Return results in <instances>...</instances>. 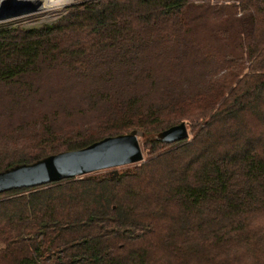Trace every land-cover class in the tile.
<instances>
[{
  "label": "trees",
  "instance_id": "trees-1",
  "mask_svg": "<svg viewBox=\"0 0 264 264\" xmlns=\"http://www.w3.org/2000/svg\"><path fill=\"white\" fill-rule=\"evenodd\" d=\"M183 120L191 136H145L143 161L0 192V264H264V0L0 22V170Z\"/></svg>",
  "mask_w": 264,
  "mask_h": 264
},
{
  "label": "water",
  "instance_id": "water-1",
  "mask_svg": "<svg viewBox=\"0 0 264 264\" xmlns=\"http://www.w3.org/2000/svg\"><path fill=\"white\" fill-rule=\"evenodd\" d=\"M34 0H8L0 5V20L15 18L40 10ZM137 128L106 135L89 144L50 153L31 162L16 163L0 170V192L20 187H32L63 178L93 173L105 168L137 163L143 159ZM163 142H175L189 136L186 121H180L150 134Z\"/></svg>",
  "mask_w": 264,
  "mask_h": 264
},
{
  "label": "rangeland",
  "instance_id": "rangeland-1",
  "mask_svg": "<svg viewBox=\"0 0 264 264\" xmlns=\"http://www.w3.org/2000/svg\"><path fill=\"white\" fill-rule=\"evenodd\" d=\"M75 1L77 2L78 0H68L65 2L66 4L65 3L61 4L60 0H54V1H52L54 4L53 7H50L48 9H40V10L32 11L30 13H27V14H24V15L15 17V18H9V19H5V20H1L0 22H3V21L4 22L9 21L10 22L11 21V22H20V23H23L25 25H35V24H39L42 22H46V21H52L55 18H57L63 12V10L65 9V7L67 5L74 3ZM194 2L200 3L201 1L200 2L194 1ZM230 45H231V42H230ZM230 45L224 44L220 48H216L212 51L215 52V54L217 53L218 56H220L225 52L226 49L224 50V48L225 47L227 48ZM168 67H172V65H168L167 68ZM58 83H59V81H56V78H49L46 81H44V84L46 86L57 85ZM77 119H79V118H77ZM187 127H188V131H189V136H191V131H190V128L188 126V123H187ZM150 134H152V133H149L148 135H146V137L147 136L150 137ZM144 138L145 137L139 136L140 145H141V148L143 151L142 161L146 158V152H147V148L144 147V145H145V143H144L145 139ZM117 167L120 168L121 165L117 166ZM165 256H166V253L164 251H158L157 253L154 254V256L152 258H153L154 262H156V264H161L164 261ZM55 264H62V263L57 262ZM188 264H197V263L195 260L188 259Z\"/></svg>",
  "mask_w": 264,
  "mask_h": 264
},
{
  "label": "bare ground",
  "instance_id": "bare-ground-1",
  "mask_svg": "<svg viewBox=\"0 0 264 264\" xmlns=\"http://www.w3.org/2000/svg\"><path fill=\"white\" fill-rule=\"evenodd\" d=\"M8 0H0V5L5 3ZM36 2H39L41 4V9H48L50 7H53L54 4L52 1L54 0H34ZM64 1V2H63ZM68 0H60L61 4H64ZM57 2V1H56ZM66 4V3H65Z\"/></svg>",
  "mask_w": 264,
  "mask_h": 264
},
{
  "label": "built area",
  "instance_id": "built-area-1",
  "mask_svg": "<svg viewBox=\"0 0 264 264\" xmlns=\"http://www.w3.org/2000/svg\"><path fill=\"white\" fill-rule=\"evenodd\" d=\"M1 21V20H0Z\"/></svg>",
  "mask_w": 264,
  "mask_h": 264
}]
</instances>
